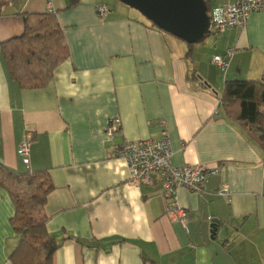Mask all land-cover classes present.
Listing matches in <instances>:
<instances>
[{"label": "crops", "instance_id": "crops-1", "mask_svg": "<svg viewBox=\"0 0 264 264\" xmlns=\"http://www.w3.org/2000/svg\"><path fill=\"white\" fill-rule=\"evenodd\" d=\"M205 1L212 9L234 0ZM45 12L55 13L68 58L47 88L22 91L0 52V163L47 171L46 230L60 245L52 263L264 264V150L220 106L225 80L264 79V12L194 44L187 58L185 42L113 0H11L0 43L23 32L17 14ZM228 52L221 74L211 59ZM114 118L121 127L110 139ZM163 132L172 166L218 170L201 193L178 192L186 230L166 215L157 175L150 186L128 185L125 162L112 157L116 146ZM25 141L28 166L18 153ZM223 185L229 199L217 195ZM13 214L0 188V264H12Z\"/></svg>", "mask_w": 264, "mask_h": 264}, {"label": "trees", "instance_id": "trees-1", "mask_svg": "<svg viewBox=\"0 0 264 264\" xmlns=\"http://www.w3.org/2000/svg\"><path fill=\"white\" fill-rule=\"evenodd\" d=\"M10 1L0 0V17L2 8ZM206 7L209 14L211 9L207 3ZM17 16L23 20V32L0 43L9 77L22 91L45 89L52 82L56 68L68 58L62 29L54 12ZM187 47L186 56L190 58L193 45L187 44ZM189 81H197L194 73ZM199 86L205 84L199 82ZM220 106L227 119L238 124L264 150V113L261 111L264 79L225 80ZM0 188L7 191L14 206L10 225L17 244L9 261L12 264H53V255L60 245L46 230L43 210L53 190L47 171L15 173L0 163Z\"/></svg>", "mask_w": 264, "mask_h": 264}, {"label": "built area", "instance_id": "built-area-1", "mask_svg": "<svg viewBox=\"0 0 264 264\" xmlns=\"http://www.w3.org/2000/svg\"><path fill=\"white\" fill-rule=\"evenodd\" d=\"M50 6V4L48 3ZM264 12V0H234L226 6L212 8L208 14L209 30L214 35L221 34L233 28L242 29L250 14ZM107 13L105 7H98V17ZM232 53L225 56H214L211 63L217 71L225 74L228 69V59ZM118 118L110 119L106 127V136L110 139L120 131ZM28 141L19 148L23 163L28 166ZM112 157L125 162L128 172V185H152V176L157 175L161 184V196L164 200L166 215L179 222L186 230L188 214L178 202V192L186 190L189 193H201L205 182L218 174L217 169H208L201 165H185L175 167L170 164L171 148L166 132L157 140L144 139L126 142L116 146ZM217 195L229 199L227 185L217 191Z\"/></svg>", "mask_w": 264, "mask_h": 264}, {"label": "water", "instance_id": "water-1", "mask_svg": "<svg viewBox=\"0 0 264 264\" xmlns=\"http://www.w3.org/2000/svg\"><path fill=\"white\" fill-rule=\"evenodd\" d=\"M161 31L194 45L210 35L204 0H118Z\"/></svg>", "mask_w": 264, "mask_h": 264}, {"label": "rangeland", "instance_id": "rangeland-1", "mask_svg": "<svg viewBox=\"0 0 264 264\" xmlns=\"http://www.w3.org/2000/svg\"><path fill=\"white\" fill-rule=\"evenodd\" d=\"M116 1V3L120 6L123 7L124 9H126L127 11H131L132 13H135L137 15H139L137 12L133 11L132 9L128 8L127 6H125L124 4L120 3L118 0H113ZM11 10V8L6 7L4 11H9Z\"/></svg>", "mask_w": 264, "mask_h": 264}]
</instances>
